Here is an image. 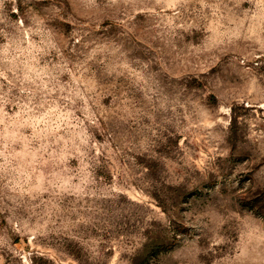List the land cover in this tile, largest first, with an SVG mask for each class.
<instances>
[{"label":"rangeland","instance_id":"obj_1","mask_svg":"<svg viewBox=\"0 0 264 264\" xmlns=\"http://www.w3.org/2000/svg\"><path fill=\"white\" fill-rule=\"evenodd\" d=\"M0 256L264 264V0H0Z\"/></svg>","mask_w":264,"mask_h":264},{"label":"crops","instance_id":"obj_2","mask_svg":"<svg viewBox=\"0 0 264 264\" xmlns=\"http://www.w3.org/2000/svg\"><path fill=\"white\" fill-rule=\"evenodd\" d=\"M0 264H4V263H3V259H2L1 256H0Z\"/></svg>","mask_w":264,"mask_h":264},{"label":"trees","instance_id":"obj_3","mask_svg":"<svg viewBox=\"0 0 264 264\" xmlns=\"http://www.w3.org/2000/svg\"><path fill=\"white\" fill-rule=\"evenodd\" d=\"M18 241H15V243H17Z\"/></svg>","mask_w":264,"mask_h":264}]
</instances>
